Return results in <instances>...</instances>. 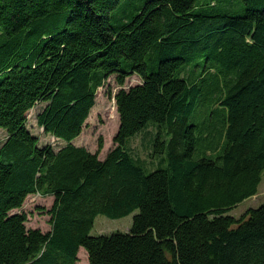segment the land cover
<instances>
[{
  "label": "trees",
  "instance_id": "16d2710c",
  "mask_svg": "<svg viewBox=\"0 0 264 264\" xmlns=\"http://www.w3.org/2000/svg\"><path fill=\"white\" fill-rule=\"evenodd\" d=\"M241 1L0 0V264H76L80 247L89 264H264V202L229 213L264 171V0ZM134 73L114 148L74 144L99 87ZM42 100L58 150L27 127ZM150 126L152 171L129 146ZM31 193L54 196L51 230L12 212ZM136 210L129 231L90 234Z\"/></svg>",
  "mask_w": 264,
  "mask_h": 264
},
{
  "label": "rangeland",
  "instance_id": "374dc122",
  "mask_svg": "<svg viewBox=\"0 0 264 264\" xmlns=\"http://www.w3.org/2000/svg\"><path fill=\"white\" fill-rule=\"evenodd\" d=\"M240 5H235L234 8L239 12H243V2L241 0ZM200 68L201 67H196L195 73L200 72ZM116 75L117 74H111L106 79L104 85L99 87L96 93L95 105L91 109L90 114L84 123L82 133L72 140V142L78 146H85L91 151H96L99 141L102 139L104 144L103 149L99 154L101 159H104L108 152L116 145L114 137L119 129L120 116L114 97L115 93L121 88L128 89L131 86L142 82L141 77L134 73L126 78L123 85H119L116 82ZM47 104L48 101L46 100L39 101L28 111L27 127L33 135L38 137L39 145L45 146L49 144L55 150H58L66 143V141L47 132L45 128L38 123V115L44 111ZM206 114L205 111H199L195 120L201 122ZM205 129L206 128H204V130ZM156 131L157 129L153 126L148 127L146 130L143 129L140 133L134 136L129 143L133 153L145 161L144 165L148 171L155 170L161 166L159 160L155 156L150 155L151 146H153V139L151 140V138L154 137ZM6 137V130L0 128V145ZM216 142V139H212L211 148H214ZM53 202V195L42 196L38 193H31L27 196L23 206L14 209L12 212H25L27 214V220L25 222L27 228H40L42 231L46 232L51 230L52 227L50 223L51 214H49L48 210L51 208ZM263 202L264 171L262 181L258 188V193L240 202L233 207L229 213L239 217L249 207H257ZM137 212L138 210L122 217H110L104 213H100L95 218L90 234L99 235L111 234L116 231H129L133 223V216ZM78 258L76 264H89L88 252L84 247H80Z\"/></svg>",
  "mask_w": 264,
  "mask_h": 264
},
{
  "label": "crops",
  "instance_id": "0c3cea01",
  "mask_svg": "<svg viewBox=\"0 0 264 264\" xmlns=\"http://www.w3.org/2000/svg\"><path fill=\"white\" fill-rule=\"evenodd\" d=\"M105 157H106V156H105ZM105 157H104V158H105ZM48 196H49V195H48ZM51 196H52V195H51Z\"/></svg>",
  "mask_w": 264,
  "mask_h": 264
}]
</instances>
